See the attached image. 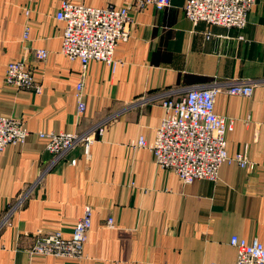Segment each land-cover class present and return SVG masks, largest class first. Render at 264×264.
Returning a JSON list of instances; mask_svg holds the SVG:
<instances>
[{
  "label": "crops",
  "instance_id": "obj_1",
  "mask_svg": "<svg viewBox=\"0 0 264 264\" xmlns=\"http://www.w3.org/2000/svg\"><path fill=\"white\" fill-rule=\"evenodd\" d=\"M61 1L0 0V116L28 130L24 142L0 153V264L222 263L236 258L231 236L264 242V0L241 30L193 25L185 0L142 8L135 0H70L128 8L129 36L115 47L114 69L98 61L83 69L61 53ZM39 48L48 52L44 60L35 57ZM16 60L25 61L39 92L5 83L7 64ZM81 81L86 108L79 115ZM235 81L251 83L252 94L221 90L214 109L233 120L226 151L246 154L252 169L225 162L217 182L184 183L132 145L139 136L154 138L165 97ZM94 126L102 132L88 148L76 145L59 160L38 136ZM86 206L91 227L81 258L29 253L36 233L69 237Z\"/></svg>",
  "mask_w": 264,
  "mask_h": 264
},
{
  "label": "built area",
  "instance_id": "obj_2",
  "mask_svg": "<svg viewBox=\"0 0 264 264\" xmlns=\"http://www.w3.org/2000/svg\"><path fill=\"white\" fill-rule=\"evenodd\" d=\"M171 0H135L133 6L142 8L146 5L166 7ZM257 0H185L184 14L193 24L204 22L224 28L243 29L247 23V14ZM55 18L64 23L61 40V53L70 60H79L83 69L91 61L106 63L113 69L116 66L114 50L118 42L129 36V11L127 7L87 6L62 0ZM25 33L24 38H26ZM242 38V36H240ZM35 57L44 60L48 52L35 49ZM4 81L21 90L39 92L31 71L24 60L11 61L7 64ZM224 90L231 95L250 96L253 85L249 82L235 81L225 88L212 86L192 87L180 99L165 97L161 101L164 109L154 138L148 141L139 136L132 142L134 147L148 149L155 162L163 169L175 173L184 183L195 180L217 182L219 169L223 163H235L242 168L252 169L253 162L246 154L239 152L229 155L225 146V134L233 127V120L215 112L216 95ZM83 82L75 88L77 113L83 114ZM102 132V127H92L78 134L69 132H38L46 140L45 149L53 158H63L76 145L85 148ZM28 130L13 118L0 116V153L8 145L24 142ZM20 198L16 205L22 202ZM10 214L8 211L3 222ZM92 209L84 208L82 216L74 224L71 235L64 237L60 232H43L34 235L30 254L52 255L66 258H81L87 232L91 227ZM109 223L111 220L109 219ZM229 244L236 248V258L232 262H210L209 264H264V242H247L243 238L231 236Z\"/></svg>",
  "mask_w": 264,
  "mask_h": 264
},
{
  "label": "rangeland",
  "instance_id": "obj_3",
  "mask_svg": "<svg viewBox=\"0 0 264 264\" xmlns=\"http://www.w3.org/2000/svg\"><path fill=\"white\" fill-rule=\"evenodd\" d=\"M30 249V248H29ZM29 251V250H28Z\"/></svg>",
  "mask_w": 264,
  "mask_h": 264
}]
</instances>
